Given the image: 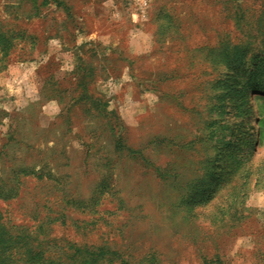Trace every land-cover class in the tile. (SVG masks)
<instances>
[{"label": "rangeland", "instance_id": "1", "mask_svg": "<svg viewBox=\"0 0 264 264\" xmlns=\"http://www.w3.org/2000/svg\"><path fill=\"white\" fill-rule=\"evenodd\" d=\"M58 1L0 0L18 35L0 72V184L55 177L22 179L4 220L64 214L49 237L132 264H264V0ZM260 67L263 88L234 95ZM245 101L248 154L247 134L228 143Z\"/></svg>", "mask_w": 264, "mask_h": 264}, {"label": "trees", "instance_id": "2", "mask_svg": "<svg viewBox=\"0 0 264 264\" xmlns=\"http://www.w3.org/2000/svg\"><path fill=\"white\" fill-rule=\"evenodd\" d=\"M44 2H52L56 5L60 4L58 0H44ZM259 33L264 34V31L260 29ZM16 38L18 39L16 32L7 33L0 29V72L7 68L5 62L8 60L11 51L16 47ZM244 49H248V47L245 46L243 48L238 46L235 48L236 52L241 51V53ZM241 60L238 59L233 62L224 61L222 64L224 68L228 69L235 65L236 62H238V66H244L246 61L243 62ZM260 69L261 67L246 72V75L247 73L249 74L247 78L237 76L235 88L232 91L234 95H239L246 86L262 89V79L257 80L262 75ZM243 78L244 80H241ZM251 109H254V105H248L247 101H245L241 114L243 119L242 128L237 129L235 126H230L228 129L229 136H231L228 142L229 145H233L235 139H240L241 134H247L244 144L247 154L250 152V143L254 139L253 132H246L244 130V127L249 123L251 118ZM235 146H239L238 143ZM31 174L37 179H55L54 175L50 172L28 173L25 170L15 171L12 174V179L16 180L14 186L7 189L5 185L0 184V200L7 201L14 198L19 193L21 182H23L22 179ZM66 202L81 211H91V207L95 206L94 204H89L86 200L75 198L67 199ZM47 218L46 222L40 224L36 229H32L21 225H9L0 212V264H132L131 260L126 258L122 251L110 247L107 242L98 245L82 244L66 240L59 242L55 237H49V226L60 220L63 223L65 215ZM143 261L146 264H158L154 254L145 257Z\"/></svg>", "mask_w": 264, "mask_h": 264}]
</instances>
